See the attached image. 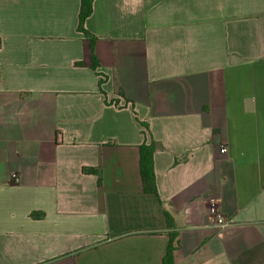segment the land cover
Segmentation results:
<instances>
[{
  "label": "crops",
  "instance_id": "0c3cea01",
  "mask_svg": "<svg viewBox=\"0 0 264 264\" xmlns=\"http://www.w3.org/2000/svg\"><path fill=\"white\" fill-rule=\"evenodd\" d=\"M79 11L0 0V264H264V0Z\"/></svg>",
  "mask_w": 264,
  "mask_h": 264
},
{
  "label": "trees",
  "instance_id": "16d2710c",
  "mask_svg": "<svg viewBox=\"0 0 264 264\" xmlns=\"http://www.w3.org/2000/svg\"><path fill=\"white\" fill-rule=\"evenodd\" d=\"M92 1L93 0H80V11L78 12V29L77 32L81 33L85 38H87L91 44H93L94 39L92 36L84 30V24L86 19L89 17L92 11ZM97 64L93 61L91 70L95 73ZM102 84V81L99 79L98 87ZM144 129V125H142ZM154 152V146L149 143L147 145L141 144L138 147V177L142 186L143 194H149L154 196L156 202L160 205L157 196L155 194L154 181H153V172L151 166V156ZM164 219L165 230L172 229L171 218L165 213L162 212ZM168 238L167 247H165L164 255L162 258V264H173L172 261V251H173V234L166 233Z\"/></svg>",
  "mask_w": 264,
  "mask_h": 264
},
{
  "label": "built area",
  "instance_id": "2783aa9c",
  "mask_svg": "<svg viewBox=\"0 0 264 264\" xmlns=\"http://www.w3.org/2000/svg\"><path fill=\"white\" fill-rule=\"evenodd\" d=\"M219 153H220V154L224 153V149L221 148V149L219 150ZM10 178L13 180L14 183H17V178H16L15 175H10ZM215 225H216L217 227H219V228H222V227L225 226V224L222 222L221 219H216V220H215Z\"/></svg>",
  "mask_w": 264,
  "mask_h": 264
}]
</instances>
